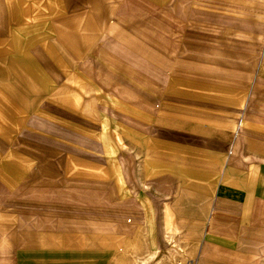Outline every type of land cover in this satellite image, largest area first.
Returning a JSON list of instances; mask_svg holds the SVG:
<instances>
[{
    "label": "crops",
    "instance_id": "0c3cea01",
    "mask_svg": "<svg viewBox=\"0 0 264 264\" xmlns=\"http://www.w3.org/2000/svg\"><path fill=\"white\" fill-rule=\"evenodd\" d=\"M171 6L210 38L161 47ZM263 25L264 0H0V264H264Z\"/></svg>",
    "mask_w": 264,
    "mask_h": 264
},
{
    "label": "rangeland",
    "instance_id": "374dc122",
    "mask_svg": "<svg viewBox=\"0 0 264 264\" xmlns=\"http://www.w3.org/2000/svg\"><path fill=\"white\" fill-rule=\"evenodd\" d=\"M188 2L190 0H187ZM221 1V0H220ZM162 11H151L150 15L152 16V19H156L154 25L158 26V33L160 35V38L162 40L156 41L158 44H162L166 40V39H171V37H174V41L176 42V44L178 46H180V44L189 42V43H195V44H203L205 43L206 38H210L208 35H210L209 33H201V32H197L194 30L196 28H205L203 26H201L202 24H205V22H202L203 20H179V18L181 17V12L178 14L175 12L174 7H169L167 10L164 11V16L166 17V19H163L164 17H162ZM162 17V18H161ZM178 17V18H177ZM247 21V31H252L254 30V25L251 24V20H246ZM226 21L224 20V22H222L223 27L225 26ZM189 26H195L196 28L189 30ZM221 26V24H219V20H215V23L213 24V22H210V25H206V27H215V28H206L207 32H212L213 30H218L220 29L219 27ZM197 30V29H196ZM263 30H264V25H263ZM207 35V37H206ZM199 38V40H198ZM203 39V40H202ZM214 42L213 40L209 41V45L214 44L212 43ZM207 43V42H206ZM162 47V45H161ZM180 53V52H179ZM175 54V53H174ZM173 54V55H174ZM182 55L184 56V58H190L189 53L185 52L182 53ZM182 59V58H179ZM192 59H197V58H192ZM185 62H189L188 60H186ZM121 164H122V170H123V174L126 178V174L128 171L127 168V160L123 157H121Z\"/></svg>",
    "mask_w": 264,
    "mask_h": 264
},
{
    "label": "bare ground",
    "instance_id": "6f19581e",
    "mask_svg": "<svg viewBox=\"0 0 264 264\" xmlns=\"http://www.w3.org/2000/svg\"><path fill=\"white\" fill-rule=\"evenodd\" d=\"M152 155V154H151ZM147 156V155H146ZM154 156V155H153ZM147 157H151V156H147ZM187 168V167H186ZM220 173V172H219ZM162 176V175H161ZM189 184H190V182H189ZM124 199V198H123ZM174 220H175V218H174ZM144 227V226H143ZM155 228V227H154ZM142 230V229H141ZM146 231V230H145ZM144 231V232H145ZM142 233H143V231H142ZM141 233H139L138 235H140ZM145 234V233H144ZM142 236V235H141ZM140 236V237H141ZM143 238L145 239V237L143 236ZM156 240V239H155ZM176 240V239H175ZM67 241V240H66ZM109 241V240H108ZM142 242H144L143 240H141ZM130 242V241H129ZM136 242V241H135ZM140 242V241H139ZM138 241H137V243H139ZM145 242H146V240H145ZM170 242V241H169ZM105 243V242H104ZM128 243V242H127ZM136 243V244H137ZM106 244V243H105ZM178 244V243H177ZM140 245V244H139ZM145 245V244H144ZM143 245V246H144ZM192 245H193V243H192ZM113 246V245H112ZM122 246V245H121ZM133 246V245H132ZM142 246V245H141ZM147 246V245H146ZM176 246V245H175ZM125 247V246H124ZM134 248H136L135 246H134ZM127 250V249H126ZM130 250V249H129ZM132 250V249H131ZM134 250V249H133ZM141 250V249H140ZM182 250V249H181ZM125 251V250H124ZM158 251V250H157ZM185 251V250H184ZM119 251H117V253H118ZM131 252V251H130ZM135 252H136V250H135ZM139 252V251H138ZM177 252V251H176ZM190 252H191V250H190ZM125 253V252H124ZM137 253V252H136ZM155 253V252H154ZM115 254V253H114ZM119 254V253H118ZM118 254H115V255H118ZM131 254V253H130ZM151 254H153V253H150V255L149 256H151ZM158 254V253H157ZM154 255V254H153ZM167 255V254H166ZM173 255V254H172ZM182 255V254H181ZM183 256V255H182ZM153 257V256H152ZM169 257H171V256H169ZM178 257V256H177ZM121 258V257H120ZM162 258V257H161ZM173 258V257H172ZM196 256L195 255H193L192 256V258H191V260H190V262L189 263H187V264H196ZM112 259V258H111ZM113 260H114V258H113ZM113 260H111V262L113 261ZM124 260V259H123ZM150 260H151V258H150ZM165 260H167V259H165ZM164 260V261H165ZM171 260V259H170ZM174 260V259H173ZM115 261H117V260H115ZM120 261V260H119ZM144 261V260H143ZM159 261V260H158ZM169 261V260H168ZM178 261V260H177ZM180 261V260H179ZM145 262V261H144ZM167 262V261H166ZM172 262V261H171ZM171 262H169V263H171ZM174 262V261H173ZM183 262V261H182ZM118 263V262H117ZM137 263V262H136ZM152 263V262H151ZM174 263H176V262H174ZM112 264V263H111ZM115 264H116V262H115ZM154 264H156V263H154ZM180 264V263H179Z\"/></svg>",
    "mask_w": 264,
    "mask_h": 264
}]
</instances>
